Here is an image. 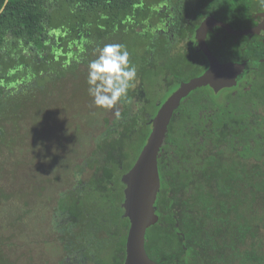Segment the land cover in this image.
Segmentation results:
<instances>
[{"label":"trees","instance_id":"1","mask_svg":"<svg viewBox=\"0 0 264 264\" xmlns=\"http://www.w3.org/2000/svg\"><path fill=\"white\" fill-rule=\"evenodd\" d=\"M162 4H166L165 12L159 11ZM0 10V149L13 140L10 132L21 129L26 108L37 98L44 97L48 90H57L66 82L88 89V64L98 55V48L108 43L127 46L131 62L137 68L135 86L117 105L121 119L114 116L110 122L103 123L109 129H117L119 139H112L106 129L96 142L100 148L103 143L111 144L112 160L100 154L99 160V156L93 154L87 155V166L75 164L73 177L84 173V169L90 172L86 181L92 189L84 198L88 208L77 213L72 210L73 214H78V223L67 221L57 226L61 242L67 234L91 240L88 233L93 226L103 232L104 242H122L123 246L129 221L122 216L121 167L123 171L131 167L150 132L151 117L178 81L197 76L207 68L205 55L196 50L195 28L205 16L213 15L235 29H242L254 24L255 13L264 7L259 0H0ZM160 13L176 16V26L170 31L174 32V37L150 26L162 21L161 16L158 20ZM216 30L220 35L209 32L207 43L220 61L257 62L264 57V42L259 45L256 35L243 37L241 46L246 45L247 49L239 52L237 45L225 38L222 28ZM179 49H182L179 53L182 59L177 61ZM250 82L249 91H243V84L235 89V94L232 93L234 88L221 91L222 100L217 98L219 93H213L209 87L192 90L189 103L185 100L174 111L168 131L190 124L203 128L205 125L199 123L205 114L214 121L211 127L225 128L226 124H231L224 121L242 117L244 112H257L259 106L264 112V72L255 74ZM251 92L257 99H252ZM241 97L249 98L242 101ZM41 107V103L36 105V109ZM259 123L247 124L248 144L242 146L244 151L238 159L229 162L216 158L213 163L211 158L205 159L196 169L199 176L194 173L196 184H203L205 188H202L204 192L199 191L198 202H202L209 215L212 210H216L217 215V226L192 243L198 246L200 257L210 259V264H264V143L261 145L256 134L258 126L264 127V114L260 115ZM239 126L242 125L239 123ZM215 135L218 141L225 140V131L215 132ZM250 138L254 139L255 146ZM179 144L177 147L181 146ZM103 148L106 150V146ZM159 166L161 168V163ZM183 184L167 178L162 170L160 204L180 192ZM66 197L67 193L62 191L56 214L67 211L68 207L83 206L73 191L70 204L65 202ZM227 209L237 213L228 223ZM98 211L102 219L96 216ZM86 220L84 229L82 225ZM175 231L174 226L164 229L159 221L147 228L145 246L151 258L166 260L171 250L176 253L179 245Z\"/></svg>","mask_w":264,"mask_h":264},{"label":"flooded vegetation","instance_id":"2","mask_svg":"<svg viewBox=\"0 0 264 264\" xmlns=\"http://www.w3.org/2000/svg\"><path fill=\"white\" fill-rule=\"evenodd\" d=\"M160 12L166 11V4H162V9L159 10ZM264 10L258 11L254 15V20L256 21L254 24L247 26L245 28H249L252 26L257 25L261 20V12ZM162 17V21H158L157 23L151 24L150 26H155L156 30L158 32H163L165 34H171L172 37H174V32H170L173 27L176 26L175 18L176 16H169L164 15L162 16L161 13L158 14V20ZM207 16H213V15H207ZM205 16V17H207ZM204 17V18H205ZM204 18L200 21V23L204 20ZM218 20H221L225 23V20L216 18ZM157 21V20H156ZM200 23L197 25V27L200 25ZM229 24V23H228ZM194 30V39L196 42V50L199 52H202L198 46V43L195 38L196 29ZM232 27V26H231ZM217 28H222L219 26H214L212 29H210L206 34V43H207V36L209 32H213L214 35L218 36L219 31H217ZM233 28V27H232ZM242 28V29H245ZM225 32V38H227L229 41H233L237 45V49L239 52L241 50L243 52L246 51L247 47L246 45L241 46L242 43H244V38L247 36L248 38H251L252 36L256 35L257 39L260 42H264V28L257 34H247V35H235L228 33L224 28H222ZM235 29V28H233ZM239 30V29H235ZM176 35V34H175ZM234 36L233 37H231ZM183 46V45H181ZM208 46V43H207ZM209 48V46H208ZM182 50V49H181ZM181 50H177V55L181 52ZM209 50L212 52V50L209 48ZM203 53V52H202ZM213 53V52H212ZM217 57V56H216ZM250 57V56H249ZM218 58V57H217ZM182 58H180V54L176 57V60L179 61ZM207 59V58H206ZM219 60V58H218ZM250 60V59H249ZM220 61V60H219ZM226 61H233L238 63H244V68L241 71V73L236 78V84L231 87H225L220 89L218 92H214V90L210 86H201L197 88L202 87H209L212 89L213 93L218 94L223 90H231L233 94L239 86H242L243 84V91H249L251 82L250 79L255 75H259L260 73L263 74L264 72V57H260L257 59V62L254 61H248V59H245L243 61H234V60H226ZM225 62V61H220ZM208 64V60H207ZM208 67V65H207ZM206 69V68H205ZM203 73V72H202ZM201 74V73H200ZM199 74V75H200ZM198 76V75H197ZM195 77V76H194ZM192 78V77H191ZM189 78V79H191ZM166 82V78H163ZM188 79V80H189ZM188 80H181L178 81V84L175 86V88L172 90L174 91L181 82L188 81ZM252 87V86H251ZM195 90V89H194ZM171 91V92H172ZM170 92V93H171ZM169 93V94H170ZM168 94V95H169ZM168 95L166 97H168ZM251 95H253L252 99H257V95L253 92H251ZM246 97V96H244ZM241 97L240 100H247L248 98ZM192 96H189V94L183 98L177 108H180L182 106V103L187 100V104L189 103V100H191ZM240 98V97H239ZM238 98V99H239ZM166 99V98H165ZM164 99V100H165ZM161 104V103H160ZM159 104V105H160ZM185 104V105H187ZM159 107V106H158ZM176 108V109H177ZM158 109V108H157ZM175 109V110H176ZM174 110V111H175ZM229 112V111H228ZM228 112L226 114H228ZM208 113V112H207ZM174 114V113H173ZM229 114H237L234 112H229ZM263 110L260 109L256 112H244L242 117H235L234 119L226 120L224 122L229 123L231 125L226 124L225 128H213L211 127L214 124V121L212 122L210 120L209 114H205L202 116L203 121L201 120V123L205 125V127H198L195 125H188L183 128L174 127L172 132L168 131L166 132L165 138L162 142V145L160 147L158 157H157V165H158V172L160 177V187L159 191L161 189V177H162V170L166 172L167 178H171L172 181L176 182H184L182 190L178 192L174 197L171 199H163L162 204L159 201V191L157 193L156 200L154 202L155 207V213L158 216V220L154 223L156 224L158 221L161 226H163L164 229H167L168 227L174 226L176 228L175 234L176 239L178 241L179 248H177L176 253L171 250V253L168 255L167 259L165 260L164 257H160L156 261L158 264H210V259H205L199 256V249L198 246H194L192 244L193 242H198V236L202 237L205 236V231H210L215 226L216 222V210H212L210 215L207 213L206 207L203 206L202 202H198V193L204 192L205 188L202 187L201 184L197 185L195 178L196 176L194 173H197L199 176V171H196L199 165L204 163L205 159L211 158V163L215 162L216 158L220 160H227L229 162L234 161L238 159V155L243 152V147L248 144V138L245 134V131L247 130L248 125H255L259 123L260 121V115H263ZM258 115V117L256 116ZM173 116V115H172ZM248 116V117H247ZM247 117V118H246ZM152 118V117H151ZM172 119V117H171ZM170 119V121H171ZM206 119V120H205ZM258 121V122H256ZM239 123L242 126H239ZM170 124V122H169ZM261 124V123H259ZM150 131H151V120H150ZM211 125V126H210ZM108 130L111 133L112 139H119V134L117 133L118 130L113 128L109 129L104 124L102 126H97V131L95 132L96 135L93 136V140L91 141L90 147V154L89 155H97L98 159H100V155L102 157H105L106 160L110 161L112 160L113 151H110L112 148L111 144H101V148L106 146V150L101 149L98 144L96 143L99 137H102V134L105 130ZM204 131V135H201V132ZM219 131H225V140L218 141L215 132ZM244 132V133H241ZM150 133V132H149ZM148 133V135H149ZM257 138L260 140L261 145L264 143V127L258 126L257 127ZM147 135V137H148ZM110 140V139H109ZM147 140V138H146ZM254 139L250 138V143L253 144ZM146 142V141H145ZM259 142V143H260ZM101 143V141H100ZM180 143V144H179ZM181 145L180 147H177V145ZM255 146V144H253ZM89 146V144H88ZM200 146V147H199ZM226 146V147H225ZM143 147V146H142ZM113 149V148H112ZM142 149V148H141ZM100 150V151H99ZM99 151V153L97 152ZM141 151V150H140ZM104 152V153H103ZM140 153V152H139ZM100 154V155H99ZM87 150L82 156V153L80 154L81 162L78 164H82L83 167L87 166ZM139 155V154H138ZM86 158V159H85ZM137 158V157H136ZM135 158V160H136ZM134 160V162H135ZM133 162V163H134ZM132 163V165H133ZM161 163V168L159 164ZM210 163V164H211ZM131 165V166H132ZM205 165V164H203ZM202 165V166H203ZM242 165V163H240ZM206 166H209L208 164ZM214 166V165H212ZM129 169V168H128ZM127 169V170H128ZM122 170L121 167V176L127 171ZM90 174L89 170L84 169L82 172H86ZM81 174H78L76 177L70 176V179H66L64 183V188L59 189L57 191L56 198H54L55 205L52 208L51 215L48 218H43L44 221V230L47 231L46 236L44 235V242H36V239H34L35 242L30 243L27 248L25 249V253L27 254V250H31L33 252L31 262L32 263H38L40 262L37 259V256L40 258V247H43L42 253L46 254V250L44 246H56L61 251L59 252L58 256H56L54 259H50V261L47 264H126V239L124 242V245L122 246V242H104L103 240V232L96 231L93 226H91V230L88 233V236H91V240L87 239H79V237L75 236L72 237L70 235H66L64 238V242H61L58 239V236L61 235V231H57L58 225H65L67 221H73L78 223L80 221L78 214H73L72 210L78 212H82V210L88 208L86 204V200L84 198L87 196V192H90L92 189L90 186H88V182ZM88 176V174H87ZM197 176V177H198ZM201 176V175H200ZM231 177V176H230ZM240 178V177H239ZM234 180H238V178H233ZM203 182V181H201ZM111 183V182H109ZM108 183V184H109ZM123 184V183H122ZM90 187V188H89ZM124 188L125 185H122V191L124 195ZM204 188V189H202ZM68 189V191L66 190ZM107 187L104 188L106 190ZM63 191V193H67V197L65 198V202L70 204V200L72 198V191L74 197L80 201L81 205L79 208L73 209L71 207L66 208L64 212H60L59 214L55 212V207L58 204V201L60 199V193ZM198 191V192H197ZM200 191V192H199ZM38 194V192H37ZM171 194V191H169L168 195ZM124 200V199H123ZM123 202V201H122ZM121 202V205H122ZM85 205V206H84ZM228 207L230 205L228 204ZM123 208V207H122ZM102 211L101 209H99ZM219 211V210H218ZM228 216H227V223L231 220V216H234V219L237 216V213L234 209H227ZM30 212L29 209H25L23 212V215ZM124 212V209H123ZM242 210L240 209V213ZM99 213V214H98ZM96 215V214H95ZM97 217H101V213L97 212ZM123 216V214H122ZM124 217V216H123ZM127 218V217H124ZM58 219V220H56ZM128 219V218H127ZM160 219V220H159ZM170 220H173L174 223H172ZM129 221V219H128ZM88 221L86 220L84 224L82 225L84 229L87 228ZM226 223V224H227ZM151 226V225H150ZM149 226V227H150ZM129 228V225H128ZM127 228V231H128ZM59 230V229H58ZM189 230L191 231L189 234ZM57 233V234H54ZM36 236H39V234L36 232ZM127 236V234H126ZM9 242H7L8 244ZM15 247H19V243H15ZM14 245V242H10L9 246L12 247ZM8 246V247H9ZM192 246V249L190 248ZM7 247V248H8ZM146 248V246H145ZM11 248L6 249L5 248V242H0V261L1 264H9V262H12V264H18L19 255L18 253L11 258L9 254V250ZM167 249V248H166ZM38 250V254H36V251ZM168 250V249H167ZM147 251V249H146ZM30 254V252H28ZM148 254V252H147ZM37 255V256H36ZM149 255V254H148ZM203 256V253H202ZM45 258V255H43Z\"/></svg>","mask_w":264,"mask_h":264},{"label":"rangeland","instance_id":"3","mask_svg":"<svg viewBox=\"0 0 264 264\" xmlns=\"http://www.w3.org/2000/svg\"><path fill=\"white\" fill-rule=\"evenodd\" d=\"M73 85L63 83L37 98L26 108L21 129L10 132L13 140L0 149V242L11 248V258L18 253V264H47L58 256V247L44 246L46 254L40 247V258L36 255L40 262L32 263L33 252L29 248L26 254L25 249L36 238V242H44L47 231L43 218L49 219L57 191L73 177L75 164L82 159L80 154L86 150L90 154L97 126L114 117L115 110L95 107L88 89ZM223 97L224 93L217 95L220 100ZM39 103L42 107L36 109ZM87 174H82L85 179ZM25 209L30 212L23 215ZM16 242L19 247L14 248Z\"/></svg>","mask_w":264,"mask_h":264},{"label":"water","instance_id":"4","mask_svg":"<svg viewBox=\"0 0 264 264\" xmlns=\"http://www.w3.org/2000/svg\"><path fill=\"white\" fill-rule=\"evenodd\" d=\"M260 14L262 20L257 25L245 29L235 30L230 24L214 16L205 17L197 27L195 38L208 60V67L200 75L181 82L159 105L151 118V131L145 144L133 165L121 176V181L125 185L123 216L129 219L126 264H158L147 254L145 234L147 228L158 220L154 207L160 187L157 157L174 110L181 100L197 87L208 85L214 92H218L222 88L235 85L237 76L244 68V63L220 62L207 46L205 40L207 32L212 27L219 26L235 35L257 34L264 28V11Z\"/></svg>","mask_w":264,"mask_h":264},{"label":"clouds","instance_id":"5","mask_svg":"<svg viewBox=\"0 0 264 264\" xmlns=\"http://www.w3.org/2000/svg\"><path fill=\"white\" fill-rule=\"evenodd\" d=\"M264 7V0H259ZM98 55L88 64V94L95 107L115 110L114 116L121 119L118 103L128 97L137 79V68L131 62L130 52L125 44L108 43L97 49Z\"/></svg>","mask_w":264,"mask_h":264}]
</instances>
